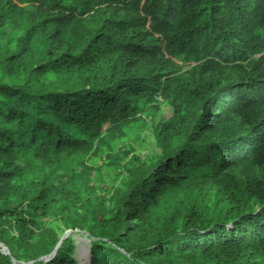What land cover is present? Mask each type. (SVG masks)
Segmentation results:
<instances>
[{"label": "trees", "instance_id": "obj_1", "mask_svg": "<svg viewBox=\"0 0 264 264\" xmlns=\"http://www.w3.org/2000/svg\"><path fill=\"white\" fill-rule=\"evenodd\" d=\"M81 233L82 264H264V0H0V264Z\"/></svg>", "mask_w": 264, "mask_h": 264}, {"label": "rangeland", "instance_id": "obj_2", "mask_svg": "<svg viewBox=\"0 0 264 264\" xmlns=\"http://www.w3.org/2000/svg\"><path fill=\"white\" fill-rule=\"evenodd\" d=\"M163 113H168V115H169V114H171V111H168L167 109L164 108ZM145 114L148 116V114H149L148 111H146ZM152 126H153V123H150L147 130H146L145 135L147 134V132L149 134H151L152 128H153ZM74 238L76 239L77 248H76V251L74 252L73 256L78 260L79 264H82L81 258L83 257L82 256L83 252L81 251L80 246H81V243L83 242L82 246L84 245L85 247H87L86 241H87L88 237L86 236V234L84 235L81 233V234H75Z\"/></svg>", "mask_w": 264, "mask_h": 264}, {"label": "water", "instance_id": "obj_3", "mask_svg": "<svg viewBox=\"0 0 264 264\" xmlns=\"http://www.w3.org/2000/svg\"><path fill=\"white\" fill-rule=\"evenodd\" d=\"M73 232H72V230H69L65 235H64V237H63V239L64 238H66V237H68L70 234H72ZM90 239L88 238L87 239V241H86V244H87V247H86V249H87V251L90 253L91 252V243H90ZM0 252H2V254H6V255H8V254H10V251H9V249H8V247H6L4 244L2 245V243H0ZM55 254H56V251H54L49 257H48V260H50V259H52L54 256H55ZM91 254V253H90ZM14 261V263L15 264H17L16 263V261H15V259L13 260ZM89 264H92V257L90 258V261H89Z\"/></svg>", "mask_w": 264, "mask_h": 264}, {"label": "clouds", "instance_id": "obj_4", "mask_svg": "<svg viewBox=\"0 0 264 264\" xmlns=\"http://www.w3.org/2000/svg\"><path fill=\"white\" fill-rule=\"evenodd\" d=\"M157 100V99H156ZM161 105H157L158 109L156 110V119H159L161 117V114L164 111V108L167 109L168 111H171L170 105L166 102H163L162 99H159ZM158 101V102H159ZM164 106V107H163ZM152 107L155 109V105H152ZM149 117V116H148ZM152 120H154V117H150Z\"/></svg>", "mask_w": 264, "mask_h": 264}]
</instances>
